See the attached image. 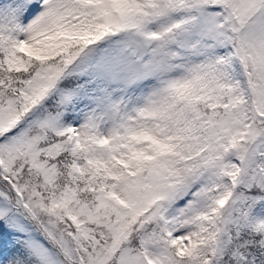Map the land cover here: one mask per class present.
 I'll return each mask as SVG.
<instances>
[{
    "label": "snow or ice",
    "instance_id": "snow-or-ice-1",
    "mask_svg": "<svg viewBox=\"0 0 264 264\" xmlns=\"http://www.w3.org/2000/svg\"><path fill=\"white\" fill-rule=\"evenodd\" d=\"M0 264H264V0H0Z\"/></svg>",
    "mask_w": 264,
    "mask_h": 264
}]
</instances>
